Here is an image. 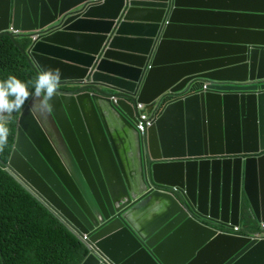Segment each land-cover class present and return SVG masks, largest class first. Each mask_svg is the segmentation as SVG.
Masks as SVG:
<instances>
[{"label":"water","instance_id":"obj_1","mask_svg":"<svg viewBox=\"0 0 264 264\" xmlns=\"http://www.w3.org/2000/svg\"><path fill=\"white\" fill-rule=\"evenodd\" d=\"M95 13L114 16V24L99 23L115 31L74 33ZM137 13L153 21L127 24ZM233 18L249 26L209 21ZM123 27L151 34L137 39L143 54L118 53L138 65L108 60ZM214 33H238L245 42L188 37ZM1 36L29 43L21 50L36 74L62 73L47 114L32 111L31 100L21 113L7 172L71 232L87 235V258L264 264V237L207 226L264 224V0H0ZM88 38L93 54L78 49ZM179 55L194 58L173 60ZM138 103L156 114L144 135L136 129ZM41 120L70 153L67 169Z\"/></svg>","mask_w":264,"mask_h":264},{"label":"trees","instance_id":"obj_2","mask_svg":"<svg viewBox=\"0 0 264 264\" xmlns=\"http://www.w3.org/2000/svg\"><path fill=\"white\" fill-rule=\"evenodd\" d=\"M15 42L18 46L7 36L0 37V80L12 75L33 91L37 74L22 52L29 43ZM21 111L10 120L8 146ZM8 146L0 152V264H82L89 250L81 238L3 169L11 151ZM246 221L242 220L239 233H258V226Z\"/></svg>","mask_w":264,"mask_h":264},{"label":"crops","instance_id":"obj_3","mask_svg":"<svg viewBox=\"0 0 264 264\" xmlns=\"http://www.w3.org/2000/svg\"><path fill=\"white\" fill-rule=\"evenodd\" d=\"M213 6L217 7H228L230 9H248V7H240L236 4L225 6L223 4H211ZM114 16L108 15V14H91L88 18L90 20L87 24H80L76 25L72 30L74 33H83L86 34V36L89 37H95V36H104L107 32L112 30V32L115 31V27L113 25L108 28L104 25L100 24L99 22H107L114 24ZM207 18H203L202 23L206 22ZM153 19H150L146 17V15L137 13L135 15H132L128 17L127 24H136V23H147L152 22ZM214 23H228L229 25H232L231 27L234 28H241L246 27L249 25H241L243 24L242 20L239 18H233L229 20H219V19H211L209 20ZM120 40H117L112 45L111 53L113 55L108 56V60L110 62H116L117 64L131 66V65H138L136 61L130 56V55H118V53L121 54H135V55H141L144 52V45L140 42H138L137 39H143L147 38L148 36H151V34L146 31L145 29H141L139 27H123L119 29L118 31ZM188 37H200L207 40H213V41H219V43H243L245 40L240 36L238 33H231V34H201V35H189ZM195 39V38H190ZM84 48L80 47L78 49L83 50L85 53H94L95 51V40L94 38H88L85 40ZM115 54V55H114ZM194 58V55H179L175 57L173 60H188ZM117 74L118 76H123L120 73H113Z\"/></svg>","mask_w":264,"mask_h":264},{"label":"clouds","instance_id":"obj_4","mask_svg":"<svg viewBox=\"0 0 264 264\" xmlns=\"http://www.w3.org/2000/svg\"><path fill=\"white\" fill-rule=\"evenodd\" d=\"M35 38L36 37H33V39ZM61 83L62 73L58 68H40L33 84V91H29L28 84L22 82L15 76L9 75L7 79L0 80V152H3L9 143L11 131L9 123L12 115L20 112L30 100L32 101V111L47 114L53 107L52 101L60 95L59 89ZM203 88H206V86ZM138 104L136 106V109H138V117L142 113L146 114V112L150 115L146 108L142 110L139 108ZM155 115L156 114L150 116L154 118ZM3 169L7 172V168L3 167ZM16 176L18 180L21 181L18 174H16ZM23 184L26 185L25 183ZM41 202L48 208V205L43 200ZM82 236H80V238Z\"/></svg>","mask_w":264,"mask_h":264},{"label":"flooded vegetation","instance_id":"obj_5","mask_svg":"<svg viewBox=\"0 0 264 264\" xmlns=\"http://www.w3.org/2000/svg\"><path fill=\"white\" fill-rule=\"evenodd\" d=\"M30 102V101H29ZM29 102H27V104L25 105V107L29 104ZM24 107V108H25ZM23 108V109H24ZM23 111V110H22ZM21 111V112H22ZM20 115L21 113L19 114V116L17 117V119L15 120V123L13 125V128H12V139H11V142L9 144V149L11 150L10 151V154H9V157L15 147V143H16V140L18 138V135L20 134V132L22 131V128L19 124V119H20ZM43 123H45L51 130V133H52V142H53V145H54V149L51 147V151L52 153L54 154V156L56 157L58 163L62 166V168H68V164L67 162L65 161V159L63 157L67 156V154H69V156L71 157L70 153L66 150V147H65V144L64 143H60L59 140H58V136H57V133H56V130H55V126L52 125L51 122L49 121H45V120H41ZM35 127V125H34ZM41 137V136H40ZM42 142H44V139L42 138ZM50 142V141H49ZM45 146H46V143L44 142ZM142 149H143V152H146L147 151V145L146 143H143L142 144ZM135 155L137 156V153H135ZM139 155V154H138ZM8 157V159H9ZM8 161V160H7ZM7 161L4 163V167L7 168L8 170H12L11 168H8V166L6 165ZM18 164H21L20 160L18 161ZM66 168V169H67ZM81 175V174H80ZM22 181V180H21ZM174 190V189H173ZM176 191V190H174ZM95 207L97 209V211H99V214H101L102 212L99 210V208L97 207V205L95 204ZM94 211V209H93ZM94 214V213H93ZM95 215V214H94ZM96 216V215H95ZM207 226L213 228V229H220L221 227L218 226V225H214L212 223H207Z\"/></svg>","mask_w":264,"mask_h":264},{"label":"built area","instance_id":"obj_6","mask_svg":"<svg viewBox=\"0 0 264 264\" xmlns=\"http://www.w3.org/2000/svg\"><path fill=\"white\" fill-rule=\"evenodd\" d=\"M139 108L144 110L145 106L144 104H138ZM153 123V117H151L147 112L140 114V116L138 117V122H137V129L140 132V134L144 135L147 131V129L152 125ZM170 189V188H169ZM177 190V188H172V190ZM260 230L262 231V233H258L255 235H252L255 238H263L264 237V224L260 225ZM217 234L220 235H230V236H244L241 235L240 232V227H233V228H223L221 227L220 229L216 230ZM83 241H87V236H82L81 237Z\"/></svg>","mask_w":264,"mask_h":264},{"label":"bare ground","instance_id":"obj_7","mask_svg":"<svg viewBox=\"0 0 264 264\" xmlns=\"http://www.w3.org/2000/svg\"><path fill=\"white\" fill-rule=\"evenodd\" d=\"M85 262H84L85 264H97L96 260L90 256L87 258V260Z\"/></svg>","mask_w":264,"mask_h":264},{"label":"rangeland","instance_id":"obj_8","mask_svg":"<svg viewBox=\"0 0 264 264\" xmlns=\"http://www.w3.org/2000/svg\"><path fill=\"white\" fill-rule=\"evenodd\" d=\"M260 225H257L258 226V229H259L258 233H262V231L260 230Z\"/></svg>","mask_w":264,"mask_h":264}]
</instances>
